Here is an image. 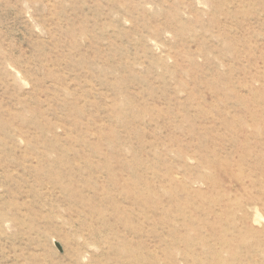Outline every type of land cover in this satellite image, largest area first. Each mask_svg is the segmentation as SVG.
<instances>
[{"label": "rangeland", "instance_id": "rangeland-1", "mask_svg": "<svg viewBox=\"0 0 264 264\" xmlns=\"http://www.w3.org/2000/svg\"><path fill=\"white\" fill-rule=\"evenodd\" d=\"M0 264H264V0H0Z\"/></svg>", "mask_w": 264, "mask_h": 264}]
</instances>
